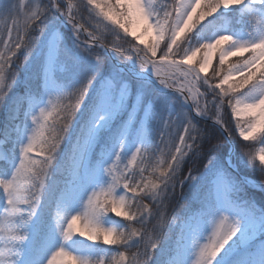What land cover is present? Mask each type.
<instances>
[{"label":"snow or ice","instance_id":"1","mask_svg":"<svg viewBox=\"0 0 264 264\" xmlns=\"http://www.w3.org/2000/svg\"><path fill=\"white\" fill-rule=\"evenodd\" d=\"M85 8L88 21L94 14L113 27L96 19L89 31L80 22ZM62 25L79 50L71 56ZM34 53L42 85H26L9 106L12 128L0 129V264H246L238 247L226 246L236 237L255 247L264 235V208L238 196L245 186L264 192V181L229 169L264 176V0H0V104ZM69 57L78 79L59 85L55 73ZM146 72L171 103L145 104ZM228 108L239 117L234 126ZM194 111L213 120L215 139L193 123ZM193 159L202 169L184 175ZM178 185L184 203L167 220L165 199ZM192 202L195 211L185 207ZM109 214L117 222L105 226ZM76 237L90 242L88 251L72 250Z\"/></svg>","mask_w":264,"mask_h":264},{"label":"trees","instance_id":"2","mask_svg":"<svg viewBox=\"0 0 264 264\" xmlns=\"http://www.w3.org/2000/svg\"><path fill=\"white\" fill-rule=\"evenodd\" d=\"M26 3H29L30 0H25ZM67 2V0H65ZM12 3H19V0H11ZM32 2H34L32 0ZM39 2L41 4H46L48 3V0H39ZM112 3H115V0H112ZM90 14L87 11V8L82 10V16L83 18H81L80 22L82 24H84L85 28H87L89 31L93 30L94 27V22L96 19H99L101 21V23L106 24L109 28L113 27V25L111 24L110 21H105L103 20L102 17H96L93 14V19L92 21H88L86 18L89 16ZM9 23H11V21L9 20ZM205 24H207V21L205 22ZM61 32L65 34V38H64V44L66 46V48L69 50L70 56L72 54L77 53L79 50L76 49L74 43H73V39L71 37V34L69 33V31H67L66 29H64L63 25L61 26ZM121 36H124L126 39L128 40H132L133 43H137L135 41V39L130 38L129 36H126V34L123 33L122 30H120ZM81 39L84 40L83 36L81 35ZM113 39V37L109 34L106 33V42L111 41ZM149 41V39H148ZM145 41V42H148ZM141 47H143V45H140ZM124 47H127V45L125 44ZM200 53L197 54V59L200 57ZM23 63V57L20 58L19 61H17V64H21ZM65 63L67 65V70L64 71L61 75V78L64 80H68L72 83H75L76 79H78L77 76V69L75 68L72 59L66 58L65 59ZM219 60H214L213 64L214 65H218ZM40 72V58L34 53L32 55V57L30 58V60L28 61L27 64H25L23 67L18 68L17 69V75H18V79H17V83L14 86V88L11 89L10 95L8 97V103H2L0 104V129H3L5 127V125H7V123L9 122V106L11 104H13L15 102V99L17 97H24L27 94V88L26 85L30 86L31 83H33L35 81L36 83V79L37 76L39 75ZM208 75L211 76L212 75V70L210 69V71L208 72ZM219 77L215 78L213 80H211V83L215 84L219 81ZM56 83H58V79L57 77L55 78ZM62 81V80H61ZM145 89L147 90V92L145 93L143 99L144 102H146V99L148 97H154L157 96L156 95V91L154 89L153 86L148 85V84H144ZM135 88V83H134V87ZM203 88V87H202ZM243 91V90H240ZM208 98H212L210 95L208 96ZM22 102V101H21ZM89 103L91 102V96L89 97ZM165 115V114H164ZM228 117L232 120L233 126L236 122L237 119H234L232 114H231V109L228 108ZM208 120H212V119H208ZM193 123L196 124V126L200 129H205L209 135H211V137L213 139H215L216 135L218 134L216 130H214V128L211 126V123L209 121H203V120H199L197 118H194ZM205 126H208L207 128ZM149 130H150V134L152 136L153 139L157 138V141L159 140V134H158V125L155 123V121H152V123L149 126ZM246 143H252V141H248ZM231 144V142H230ZM229 144V146H230ZM232 146V145H231ZM228 152H225L223 155V158H220L221 160H223L225 158V156L227 155ZM156 156H152L150 161V163L154 164L156 161ZM140 158L137 157V160H139ZM234 163H236V161L234 160ZM258 165V162H257ZM137 165L136 162L133 166V169H136ZM189 168H193V169H197V171H200L202 169V165L195 159L193 160H189L182 168V171L184 173V175H187L188 169ZM236 171L238 172L239 175H247L250 179H256L258 181H264V176H260L258 173L254 172V170H249L246 168H241V166H239L237 164V168ZM197 173L194 171L193 175H196ZM148 173L145 172V176H147ZM235 175V174H234ZM238 178V176H237ZM180 193H181V188L179 187V185L177 186V188L175 189V193L169 197H167L165 199V205L162 209V211L164 212L165 218L167 220H172V216H173V212L179 208L181 203H184L181 198H180ZM239 199L241 200H253L256 205L258 207L264 208V192L259 191L258 189H255L253 187L250 186H245L244 189L238 193ZM146 203L148 201H145ZM186 208L189 209V211H195L199 208V204L197 202H192L190 205H185ZM153 223H156V220H153ZM263 239H264V235H262ZM133 251H135V249H133Z\"/></svg>","mask_w":264,"mask_h":264},{"label":"rangeland","instance_id":"3","mask_svg":"<svg viewBox=\"0 0 264 264\" xmlns=\"http://www.w3.org/2000/svg\"><path fill=\"white\" fill-rule=\"evenodd\" d=\"M33 1L35 2V0H33ZM120 2L126 6V5H128L129 3H131L132 0H120ZM25 3H26V1H25ZM115 3H116V0H115ZM126 10H127V9L125 8V11H126ZM230 12H232V10H229V13H230ZM229 13H228V14H229ZM236 26H237V28L240 27L239 25H236ZM129 29H130L131 32H134V33L139 34V28H138V26H137L135 23L130 24V25H129ZM69 32H70V31H69ZM239 34H240L239 32H235V33H234V35H239ZM129 37L132 38V39H134L133 36H129ZM141 39L144 40V41H148V39L150 40L151 37L148 36V35H142V36H141ZM136 42L138 43V41H136ZM158 54H159V53H158ZM247 55H248V53H244L241 57H229V58H228V61H226V66H227V63H228V62L235 63V62H237L238 60H241V59H243V58H246ZM215 59H216V60H219L218 55H214V56H213V62H214ZM128 67H133V66L130 64V65H128ZM58 73H60V74L58 75ZM62 73H63V72H57V73H55V76L59 78V80H58L59 82H58L57 84H59V85H65V86H66V85H69V84H72V82H70V81H68V80H63V79L61 78ZM202 75H203V74H202ZM55 76H54V78H55ZM35 79H36V78H35ZM140 79L146 81L147 83H151V84H153L154 86H156V88H157V90H158L159 92H161V93H163V94H166L165 91H164L163 89H161V88L159 87V85H157V84L155 83V81H154V79L151 77L150 73H147V72H146L145 75H144L143 77H141ZM60 80H62V81H60ZM39 85H42V79H40V75L38 76V79H37L36 83H35V81H34L33 83H31L30 87L32 88L33 91H35L36 88H37ZM41 90H42V89H41ZM200 91L203 92V91H204V88L201 87V88H200ZM166 95H167L166 100H165V99H158L157 106H159V103H160V102H163L164 104H165V103H166V104L171 103L170 98H169V95H170V94H166ZM46 99H47V97H45V100H46ZM134 99H135V98H134ZM182 99H183V98H181V100H182ZM207 99L210 101L212 98H208V97H207ZM132 100H133V99L130 98L129 103H131ZM150 100H152V99H150ZM189 102H191V101H189ZM204 103H205V101L202 99V100H201V104L203 105ZM27 107H28V101L25 99V100H24V104H23V108H27ZM36 114H37V115L39 114V110H38V109H37ZM165 114H167V113H165ZM194 114H196L195 111H194ZM125 115H126V114H125ZM142 116H143V113H142ZM142 116H141V117H142ZM197 116H198V115H197ZM199 117H200V116H199ZM206 117H207V116H206ZM235 118H239V117H235ZM29 120H30V118H29ZM12 126H13V124H12ZM12 126H11V128H12ZM241 139H242V138H241ZM259 146H260V145H258V147H259ZM221 162L226 164V162H227V158L224 159V160H221ZM125 163H127V161H125ZM133 165H134V162H133ZM133 165H132V167H133ZM119 191H120V190H118V193H119ZM0 192H2V189H0ZM2 204H3V200H2V198H0V212L3 211ZM114 222H117V218L114 217V216H111L110 214H109L108 216H106V217L103 218V223H104L105 226H108L109 224H112V223H114ZM181 222H182V221H181ZM181 222H178L177 224H179V223H181ZM178 232H179V228H176V229L171 233L173 239L176 238ZM77 235H78V234H77ZM207 235H208V234L206 233V234H205V237H207ZM261 236H262V235L257 234V238H256V240H255V242H254L255 244H257L255 247H251V246H249V245H246L245 243H241V244H239V245H236V244H235V241H236L238 238L234 237V238H233V241H230V242H229V245L226 246V248H227V249H233V250H234V249H236V248L238 247V248L241 250V251H240V254L242 255V257H243L244 260L246 261V264H262V261H264V250H262L261 247H260V245L258 244L261 240H264ZM75 240H76V241H81V242H80V243H77V244H75V245H70V247L72 248L73 251H76V252H86V251H88V245H89L90 242H88V241H82V239L79 238V237H76ZM202 242H203V241H202ZM22 255H23V254H22ZM193 259H194V258H193ZM66 264H67V262H66Z\"/></svg>","mask_w":264,"mask_h":264}]
</instances>
